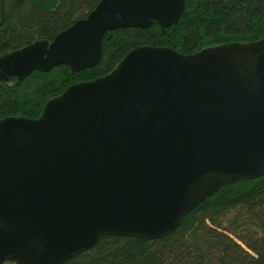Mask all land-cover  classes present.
Listing matches in <instances>:
<instances>
[{
    "label": "water",
    "instance_id": "1",
    "mask_svg": "<svg viewBox=\"0 0 264 264\" xmlns=\"http://www.w3.org/2000/svg\"><path fill=\"white\" fill-rule=\"evenodd\" d=\"M184 0H99L0 80L95 66L103 34L176 24ZM264 172V36L183 55L137 46L36 119H0V264H58L98 235L159 237L220 185Z\"/></svg>",
    "mask_w": 264,
    "mask_h": 264
},
{
    "label": "trees",
    "instance_id": "2",
    "mask_svg": "<svg viewBox=\"0 0 264 264\" xmlns=\"http://www.w3.org/2000/svg\"><path fill=\"white\" fill-rule=\"evenodd\" d=\"M99 0H0V57L53 37L84 18ZM174 25L119 27L101 40L93 67L63 64L0 80V119H36L43 105L75 82L105 76L137 46L170 47L190 55L224 43L264 36V0H184ZM91 247L58 264H264V172L220 187L159 237L103 233ZM1 264H14L5 261Z\"/></svg>",
    "mask_w": 264,
    "mask_h": 264
}]
</instances>
